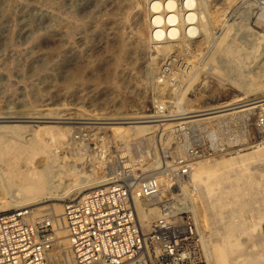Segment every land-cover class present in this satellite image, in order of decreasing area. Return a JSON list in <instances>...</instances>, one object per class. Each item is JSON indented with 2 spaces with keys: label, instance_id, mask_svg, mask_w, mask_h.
Returning <instances> with one entry per match:
<instances>
[{
  "label": "rangeland",
  "instance_id": "obj_1",
  "mask_svg": "<svg viewBox=\"0 0 264 264\" xmlns=\"http://www.w3.org/2000/svg\"><path fill=\"white\" fill-rule=\"evenodd\" d=\"M197 1L201 5L196 4V10L207 21V42L188 40L162 53L150 41L147 0H0V115L63 116L80 121L66 123L70 128L62 139L41 136L56 155L54 162L46 165L47 156L40 153L29 163L20 160L18 168L46 167L59 182L58 193L73 178L103 175L126 181L133 194L141 193L140 209L148 218L143 227L151 226L160 213L189 214L197 228V244L190 252L201 264H211L206 247L214 251V235L207 227L221 222L219 215L212 218L217 207L214 213L208 209L201 195L203 186L193 180L218 166L228 168L229 159L254 156L248 170L253 172L252 180L260 183L257 194L253 191L254 197L250 193L247 198L256 199L255 207L263 206L264 100L235 109L238 112L233 116L222 115L218 122L173 119L164 132L156 129L132 137H122L114 129L117 123H111L122 116L157 118L264 96L263 5L259 0ZM225 43L234 49L232 56L220 51ZM79 65L80 73L73 76ZM141 114L155 115L131 116ZM235 167L227 169V174L233 175ZM147 180L157 182L158 191L151 197L141 191ZM77 195L30 207L40 215L47 210L54 213L52 203L65 204ZM211 214L214 221L209 219ZM61 243L53 250V264H73L68 244Z\"/></svg>",
  "mask_w": 264,
  "mask_h": 264
},
{
  "label": "bare ground",
  "instance_id": "obj_2",
  "mask_svg": "<svg viewBox=\"0 0 264 264\" xmlns=\"http://www.w3.org/2000/svg\"><path fill=\"white\" fill-rule=\"evenodd\" d=\"M147 3L150 13L148 19L150 20L149 21L150 41L155 43V48L158 49L160 52L162 53L167 52L171 48H174V46L177 44L179 45V44L187 43L188 40L200 41V42L201 40L204 42L206 40L207 42L208 36H210L208 32L207 21L204 20L203 15H201L199 11L196 10V4L197 5L199 4L197 0H183L182 2H179V0L178 1L177 0H147ZM200 5L201 4H199L198 6ZM205 6L208 7V4H206V2H205ZM255 37H257V35ZM232 38L233 37L231 36V39ZM230 45L231 44H226V46L223 45L221 46L222 47L221 50L220 49L219 50L223 52L225 55L232 56L231 53L234 52V49ZM122 47L124 46L122 45ZM234 48L236 49V46ZM236 58L239 59V57ZM236 58L235 60L236 62H238ZM224 66L226 67V65ZM224 66L222 67L224 68ZM80 67L81 65H79L78 69L76 70L74 69L75 72L73 73V76L80 73ZM172 95L174 96V93ZM263 100H264V96L259 97L256 100L253 99L252 101L248 100V101H241V102L238 101L233 103H223L213 107L189 110L186 112L184 111L182 113L159 114L158 116L160 117L157 118H155V116L144 117V118L143 117L130 118L132 120H138V121H130L129 117L122 116V117H118L119 119H121L120 121H113L111 123H117V125H114V129L117 131V133L119 132L118 134L119 135L121 134L122 137L127 134L128 136L143 134L156 129H159V131L163 129L164 132L166 130V127L164 126H166L167 124L168 125L171 124L169 121L173 119L182 120V121H178L181 123L187 121L189 122L194 121L197 124L209 123V121H211L212 119L215 120L218 119L216 121L218 122L220 120V116L222 115L226 116V114H232L233 116L235 112H238L237 111L238 108L240 107L242 108L246 105L253 104ZM161 103H165V100H163V102ZM161 103H159V105ZM144 115L150 116L155 114H141V115H131V116H144ZM230 117L231 116H229V118ZM72 118L63 117V116H47V115H43V116L0 115V165H1L0 166V210H9L12 208L31 206L34 204H39L53 199L63 200L65 197L69 195L71 196L77 194L80 195L88 189L91 188L93 189L98 186L105 185L112 180L110 177L107 176H105L104 178L103 175H97L93 178L89 176L90 178H86V179L84 178L81 180H79L78 178H73L71 179L72 181L70 183L67 182L68 186L65 188V190L62 193H58L56 191V188L57 186H59V182L51 178L50 171L46 170V167L43 169H39V166L38 167L33 166V168L31 167L32 169L28 167L27 171L18 168V163L20 160H25L26 162L29 163L36 155L40 153H45V155L47 156L45 162L46 165L48 164L47 162H50L51 160L54 162L55 160L54 158L56 155L51 152L48 142H42L43 138L41 136L51 135L52 138L55 137L56 138L58 137L60 139L64 138L66 132L70 128L69 126H65V124L80 122V121L67 120ZM59 123H63V125H59ZM161 125L163 126V128ZM35 126L38 128V130L33 128ZM27 135H31V137L26 138ZM119 137L121 138V136ZM253 158L255 157L254 156L250 157L248 156V154H244V155L242 154L235 160L233 158V159H229L227 163L225 161L226 163L225 165L229 166L228 168L224 167V170L223 169L220 170L221 167L219 168L218 166V168H213L214 171L211 169L207 173L204 172V174L198 175L197 179L193 180L195 181V183H198L197 185L201 184L203 186V191H202L203 194L201 193V195L207 199L208 209L210 208L209 210H211V208L213 209L217 207L215 209L216 212L213 209V213L215 212L214 214L216 213L218 214L214 216V214L211 212L213 214L212 218L214 217L216 218L219 215L218 223L221 222L220 225L217 224L219 226L215 225V222L214 223L212 222L214 224L213 225L214 227L212 229L207 227L209 224H211L209 220H208L209 221L208 225L206 224L207 226L203 225L205 229L207 227V229L212 230L211 236L214 235L213 236L214 238L212 239L214 245V251H212V248L206 247V254L209 263L211 264L212 263L264 264L263 262L264 260L261 261L262 259H264V225H263L264 204H262L263 205L262 207L261 206L258 207V205H256L255 207V204H257V202L254 204V200L256 199L254 198V200L252 201L253 198H249V199L247 198V196H249L250 193H252L253 191H255V189L258 188V187L256 188V186H259L260 183L258 180H252L254 179L252 178L253 172L252 170L251 172L248 170L249 160ZM234 165L237 166L235 168L238 169L237 171L236 170L233 171V175L235 176H233L232 174L228 175L227 169H230V167L234 168ZM215 169L218 170L215 171ZM229 171L230 170H228V172ZM195 185L196 184H194L193 186L195 187ZM261 186L262 188L260 187V189L262 191V189H264L263 188L264 186L263 184H261ZM197 191L195 192L197 193ZM140 194H141L140 192H137L134 193L133 195H134V201L136 202L137 205L138 218H140L139 221L141 223V226L143 227L142 224L144 225L148 224V218L145 212L143 211V209H140L141 206L139 204V199H138V195ZM255 194H257L256 191ZM198 195H200V193ZM253 195L254 193H252V197H254ZM51 206L53 207L55 214L52 213L50 210H47L48 208L45 210L49 211V213L52 215L53 221L57 224L56 228H57L58 242L59 243L62 242L61 244H65V245L68 244L67 247L69 249V254L71 256L70 248H69L70 241L67 236V232L66 230H64L63 226L60 227L57 223V220L61 219V214L63 212L64 204L52 203ZM193 206L194 207H192V209L195 208V204ZM225 212L227 214H225ZM206 213L209 212L206 211ZM206 213H204V215ZM212 214L209 217L210 220L212 219L211 218ZM207 217L208 216H206V218ZM214 219L212 220L214 221ZM217 219L215 220L216 222ZM210 226L211 225H209V227ZM149 228H150V224L147 228L143 227V229H149ZM205 241L206 238L204 237V242ZM208 242L210 243V241ZM206 244L208 245V243ZM206 244L205 246H207ZM65 245L64 247H66Z\"/></svg>",
  "mask_w": 264,
  "mask_h": 264
},
{
  "label": "built area",
  "instance_id": "obj_3",
  "mask_svg": "<svg viewBox=\"0 0 264 264\" xmlns=\"http://www.w3.org/2000/svg\"><path fill=\"white\" fill-rule=\"evenodd\" d=\"M111 179L64 204L57 223L73 264H201L190 252L197 228L189 214L164 212L143 229L130 184ZM141 191L151 197L157 182L147 180ZM56 227L50 213L30 206L0 210V264H53Z\"/></svg>",
  "mask_w": 264,
  "mask_h": 264
}]
</instances>
